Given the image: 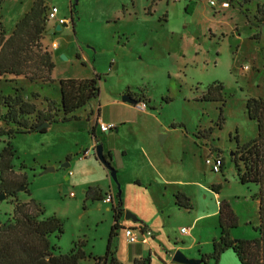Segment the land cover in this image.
Listing matches in <instances>:
<instances>
[{
	"label": "rangeland",
	"instance_id": "1",
	"mask_svg": "<svg viewBox=\"0 0 264 264\" xmlns=\"http://www.w3.org/2000/svg\"><path fill=\"white\" fill-rule=\"evenodd\" d=\"M33 1L2 3L5 38ZM211 1L214 7L201 0H42L46 8L58 10L57 20L49 23L48 31L61 27L53 35L44 32L40 41L41 50L52 55V79L56 82L29 83L22 78L4 77L0 78V89H20L23 101L44 112L48 100L58 94V80L98 76L99 97L75 113L77 121L52 125L44 134L0 137V151L9 144L15 152L13 175L24 177L21 188H25L0 202V224L11 222L17 204L33 201L43 210L44 218L55 217L62 222L63 235L59 241L51 240L61 255L68 254L73 243L84 242L86 255L102 257L113 225L110 208L115 207L119 191L125 212L121 217L124 231L118 230L109 244L117 260L126 262L127 252L139 246L131 244L129 238L139 236L140 225L126 220V213L153 226L157 236L151 244L155 247L158 242L164 245L168 241L166 250L170 252L174 244H184L178 252L188 259L209 256L213 240H218L211 224L217 218L197 223L190 238L179 232L181 227L188 230L197 215L213 210V193L208 191L204 197L195 190L190 200L192 209L177 211L168 187L163 192L155 185L148 190L136 186L135 177L142 180L150 172L139 156V148L151 152L154 146L151 161L158 169L166 159L178 170L164 173L167 180L222 183L220 202L229 204L238 218L237 226L229 230L233 241L256 237L253 229L258 224L257 205L250 199L256 189L236 181L233 160L239 157V147L257 137L256 123L246 116V102L264 101V23L258 29L250 24L254 19H264V0H247V18L238 9L244 0ZM215 83L230 97L224 106L198 102ZM40 85L46 87L45 92L39 91ZM30 93L39 96L34 100ZM124 95L135 102L142 96L148 107L138 111L135 105L122 104ZM220 109L222 122L218 129ZM97 114L95 125L92 118ZM99 123L114 130L102 134ZM92 128L95 140L89 135ZM8 129L0 123V135ZM98 145L110 151L116 181L95 162L94 149ZM91 149L93 156L82 160L84 151ZM212 156L223 160L220 173H212L204 163ZM66 164L68 167L62 168ZM50 167L53 173L41 174ZM238 168L243 170L240 163ZM109 192L112 204L105 202ZM94 195L100 200L92 199ZM131 229L136 231H127ZM159 254L164 261L151 254L149 264H176L172 262L173 254L163 256L162 249ZM204 264L239 263L226 250L217 262L210 259Z\"/></svg>",
	"mask_w": 264,
	"mask_h": 264
},
{
	"label": "trees",
	"instance_id": "2",
	"mask_svg": "<svg viewBox=\"0 0 264 264\" xmlns=\"http://www.w3.org/2000/svg\"><path fill=\"white\" fill-rule=\"evenodd\" d=\"M4 1L0 0V78H22L29 83L37 81L42 84L55 83L51 78L54 70L52 55L42 51L40 46L43 33L49 30L48 13L52 7L46 8L42 0H34L28 12L18 20L11 34L5 38L1 17V5ZM244 1L243 5L238 4V9L247 18L244 6L249 1ZM263 23L264 19L250 21L255 29ZM98 81V76L88 80H58V94L48 100L44 112L23 101L20 89H0V123L9 128L0 137L44 134L45 130L37 131L44 123L52 126L77 121L75 113L98 99ZM38 89L45 92L46 87L40 85ZM38 96L29 94L34 100ZM229 99L223 87L215 83L207 88L198 102L220 103L223 107ZM139 100L148 107L145 98L141 96ZM162 101L168 104L167 101ZM245 111L248 120L256 123L257 137L238 148L239 157L233 160V164L238 183L246 187L251 185L256 189L252 197L257 202L258 224L253 229L256 237L252 240L230 239L228 230L233 227L223 225L220 210L218 241L212 242V252L209 256L200 257L203 264L205 260L210 259L217 262L219 256L226 250L232 252L239 264H264V101L248 100ZM219 113L220 118L216 127L221 129V109ZM210 132L208 130V133ZM89 135L95 140L94 128L90 130ZM14 155L15 152L9 144L0 151V196L12 197L24 186V177L13 175L11 162ZM238 163L242 165V171L238 168ZM93 197L92 199L100 200L98 196ZM172 198L178 209L185 211L192 209L190 200L183 195L174 194ZM110 210L113 214V225L107 248L102 257L94 258L84 253V242L73 243L70 252L61 255L55 245L51 244V240L59 241L63 235L62 222L55 217L44 218L43 210L33 201L30 204H17L11 222L0 224V264H78L84 260H90L92 264H119L110 254L109 244L115 233L121 229L118 226V221L122 217L120 201H117L115 207L111 206Z\"/></svg>",
	"mask_w": 264,
	"mask_h": 264
},
{
	"label": "crops",
	"instance_id": "3",
	"mask_svg": "<svg viewBox=\"0 0 264 264\" xmlns=\"http://www.w3.org/2000/svg\"><path fill=\"white\" fill-rule=\"evenodd\" d=\"M57 15H58V10H57ZM57 15H56V20H57ZM53 25L55 26V23ZM51 78H52V75H51ZM52 80H54V79H52ZM98 115L99 114H97L96 117L92 118V121L95 123V125L99 121ZM124 124H126V122H124L121 125H124ZM95 136H96V133H95ZM162 139H164V138L162 137ZM94 145H95V143L93 142L92 149L94 148ZM194 145L197 149L202 151V153H204V155H205L204 149L198 143L194 142ZM92 149L90 151H88V150L84 151V153L86 152V155L84 156L83 155L84 153L82 154V156H81L82 160L90 157L91 155L93 156ZM151 150H152L151 152H156V149L154 148V146H151ZM151 152H146L144 150V148H142V147L139 148V153H140L139 156L141 158H143L144 159L143 161L146 163V165L148 167H150L149 168L150 172L148 174L144 175L143 178H141L142 180L138 179V176L135 177V179L138 183V185H136L137 187H140V188L143 187L144 190H148L152 187V185H155V186H158L159 188H162L163 192H167V187H168L169 188L168 192L170 193L171 197L173 196V194H181L189 200L192 199V193H194L195 190H197V192L199 194H203L204 197H206V195L208 194V191H210L211 193L214 194V202H215L214 206L215 207L213 208V210L211 212H208L207 214L197 215L191 221V223H190L191 227H189V229L186 230V234L182 235L179 232V234L181 236L190 238V235H192V231H193V229L197 223L204 221V220H209V219L212 220L213 218H217V221L215 223H211V224H212V226H215V230L217 232L216 235L218 237L219 236L218 224H219V219H220V210H222L221 221H222L223 225H225L227 227L232 226L233 228H235L237 226V219L238 218H237L236 212L232 209V207L229 204H227L225 202H220L221 189H222V183L221 182H219V184H218V182H212L210 184H204L205 182H203L200 179L199 180H178V181L167 180L166 177L163 175L164 173L165 174H167V173L174 174V171L178 172V170L172 166V164H173L172 162L169 163V162H167L166 159H164V161L161 160L162 163L160 164L161 168L159 170L158 167L151 161V155H152ZM103 154L105 155V157H107L106 159L110 164L111 163L110 151L106 150V148H103ZM199 155H200V153H199ZM95 162L98 164V166H101L96 160H95ZM223 165H224V163H223ZM235 178H236V174H235ZM236 181H237V178H236ZM224 184H226V182H224ZM176 185L180 186V187H185V188H183L184 190L183 189H181V190L176 189V191H175L174 186H176ZM187 188H190V190H188L186 192L185 189H187ZM169 193H168V195H169ZM108 194L110 195L109 197L112 199V193L109 192ZM165 195H163V197ZM168 195H166V196H168ZM193 197H194V195H193ZM250 199H251V201H253L257 205V202L252 199V196ZM118 200L121 203V210H122V216H123L125 212H124L123 207H122L121 194L119 191L117 194V200L116 201H118ZM174 208H177V207L174 205ZM180 210H182V209L177 208V211H180ZM110 212H111V210H110ZM216 215H217V217H216ZM131 216H133L135 218V221H132V222L138 223L140 225V227L137 231L138 233L142 232L143 230H149L151 232L152 236L150 238L144 237L146 239V241L143 244L141 243V240H142L141 237L131 236V237H135V239H136V242L133 244H138L139 246L136 247L135 249H133L131 252L130 251L127 252L128 258H127L126 262H121V261L117 260L115 257V252H110V254L117 261V263H119V264H133L134 262H139V264H142V263L149 264L151 254L156 255L157 258H159V260L161 262H163L164 258L159 254V250L162 249L164 251L165 255H163V256H166V255L171 256L172 254H174L175 251H178V250L182 251L184 249V246H183L184 244H182L180 247H176V245L174 244L172 249H171V252H170V251L166 250V246L168 245V241L164 245L161 243L159 244V242H158L157 247H155V244H151V241L155 240L156 236H157V234H155V230H154L153 226L151 224H149L147 221L143 220L142 218H138L134 215H131ZM118 226H120V228H121L120 230L124 231V228H122V227H124V224L122 223L121 218L118 221ZM181 229H183V228L181 227L180 230ZM230 229H232V228H230ZM229 230H228L229 237H230V239H232ZM127 231L134 232V231H136V229H131V230H127ZM174 241L176 242L175 238H174ZM214 241L217 242L218 240L214 239L213 242ZM142 247H143V250H142ZM193 259H196V258H193Z\"/></svg>",
	"mask_w": 264,
	"mask_h": 264
},
{
	"label": "water",
	"instance_id": "4",
	"mask_svg": "<svg viewBox=\"0 0 264 264\" xmlns=\"http://www.w3.org/2000/svg\"><path fill=\"white\" fill-rule=\"evenodd\" d=\"M64 26L66 27V24ZM60 30H61V27L56 26L53 30L51 29L50 31H48V34L53 35L55 32H58ZM121 103L122 104H128V105H135L136 104V102L134 100H132L127 95H124L121 97ZM48 127H49V125L47 123H44L37 128V131L41 132L43 130H46ZM94 152H95L94 153L95 160L102 167H104L110 173L111 178L114 181H116V178H115L116 172L111 168L109 162L107 161L106 157L104 156L102 146H100V145L96 146L94 149ZM67 167H68V164L62 166V168H67ZM53 172H54V168L50 167V168L43 169L41 174L53 173ZM24 191H25V188H20L19 190H17V192H24ZM5 198H6L5 195H1L0 196V202L5 200ZM125 219L135 221V218L133 216L129 215L128 213L125 214ZM172 262H174L176 264H202L201 260L188 259L181 252H178V251L173 254Z\"/></svg>",
	"mask_w": 264,
	"mask_h": 264
},
{
	"label": "built area",
	"instance_id": "5",
	"mask_svg": "<svg viewBox=\"0 0 264 264\" xmlns=\"http://www.w3.org/2000/svg\"><path fill=\"white\" fill-rule=\"evenodd\" d=\"M201 1H207L208 5L210 7H214L215 6V3L211 0H201ZM223 7H226L225 4H223ZM56 15H57V9L52 7L48 13V20L50 22H53L56 20ZM63 21H59V24L62 23ZM147 108L146 104L144 102H136L135 104V109L138 110V111H145ZM114 129L113 126H110V125H105L103 123H99L98 124V130L100 133H109L110 131H112ZM84 156L86 155V152L83 154ZM205 165L209 167L210 171L212 173H220L221 170H222V167H223V160L218 157V156H212L210 158H207L205 161H204ZM105 202L108 203V204H112V199L110 197H107L105 199ZM180 234L184 235L186 234V230L185 229H181L180 230ZM152 235H151V232L149 230H143L142 232H139V237L142 238L141 240V243H145L146 238H150ZM129 242L131 244L135 243L136 242V239L135 237H131L129 239Z\"/></svg>",
	"mask_w": 264,
	"mask_h": 264
}]
</instances>
